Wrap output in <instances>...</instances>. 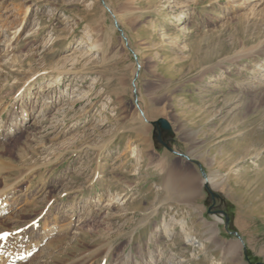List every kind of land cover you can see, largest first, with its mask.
Masks as SVG:
<instances>
[{
	"label": "rangeland",
	"instance_id": "374dc122",
	"mask_svg": "<svg viewBox=\"0 0 264 264\" xmlns=\"http://www.w3.org/2000/svg\"><path fill=\"white\" fill-rule=\"evenodd\" d=\"M259 263L264 0H0V264Z\"/></svg>",
	"mask_w": 264,
	"mask_h": 264
},
{
	"label": "bare ground",
	"instance_id": "6f19581e",
	"mask_svg": "<svg viewBox=\"0 0 264 264\" xmlns=\"http://www.w3.org/2000/svg\"><path fill=\"white\" fill-rule=\"evenodd\" d=\"M256 73V72H255ZM205 184H208L209 180L206 179L205 181H203ZM167 186V192L169 193H173L176 194L178 192H185L187 197H190L192 195V187H191V183L189 181L186 180V182L182 183V182H171L168 181L166 183ZM217 221V220H216ZM214 226L216 225L215 223L213 224ZM235 247L236 248H240L242 246V241L240 239H238L235 242Z\"/></svg>",
	"mask_w": 264,
	"mask_h": 264
},
{
	"label": "water",
	"instance_id": "95a60500",
	"mask_svg": "<svg viewBox=\"0 0 264 264\" xmlns=\"http://www.w3.org/2000/svg\"><path fill=\"white\" fill-rule=\"evenodd\" d=\"M158 123H160V126H161L162 129H164V130L169 129V126H168V124H167L166 121H164V120L161 119L156 124H158ZM259 264H261V263H259Z\"/></svg>",
	"mask_w": 264,
	"mask_h": 264
},
{
	"label": "trees",
	"instance_id": "16d2710c",
	"mask_svg": "<svg viewBox=\"0 0 264 264\" xmlns=\"http://www.w3.org/2000/svg\"><path fill=\"white\" fill-rule=\"evenodd\" d=\"M230 222V221H229Z\"/></svg>",
	"mask_w": 264,
	"mask_h": 264
}]
</instances>
